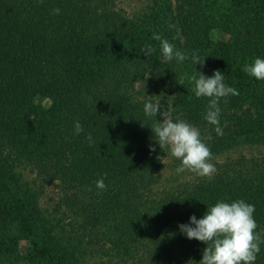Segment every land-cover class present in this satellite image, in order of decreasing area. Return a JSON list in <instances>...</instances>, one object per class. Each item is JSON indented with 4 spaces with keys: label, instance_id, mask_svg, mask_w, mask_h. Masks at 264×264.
Returning <instances> with one entry per match:
<instances>
[{
    "label": "trees",
    "instance_id": "16d2710c",
    "mask_svg": "<svg viewBox=\"0 0 264 264\" xmlns=\"http://www.w3.org/2000/svg\"><path fill=\"white\" fill-rule=\"evenodd\" d=\"M139 2L0 0V264H40L20 248L27 218L43 234L31 248L55 264H199L207 245L179 225L218 201L254 205L264 231V80L243 71L264 59V0ZM154 33L189 55L186 68L163 61ZM217 69L239 93L219 102L222 135L204 119L208 98L177 82ZM147 101L200 130L211 179L176 172Z\"/></svg>",
    "mask_w": 264,
    "mask_h": 264
},
{
    "label": "clouds",
    "instance_id": "9594fccd",
    "mask_svg": "<svg viewBox=\"0 0 264 264\" xmlns=\"http://www.w3.org/2000/svg\"><path fill=\"white\" fill-rule=\"evenodd\" d=\"M37 2L42 3L43 0H37ZM53 11L59 14L60 9ZM170 27L174 26L170 25ZM153 38L160 41L161 54L165 63L173 60L182 63L189 59L187 53L178 50L175 45L159 34L154 33ZM154 51L151 45L141 49L145 56H150ZM204 59L205 57L201 59L196 52L191 54L194 65H203ZM243 71L257 80H264V59L255 58L252 63L244 66ZM198 73V76L196 74L189 76L185 73L177 82L184 85L187 80L193 85V92L197 98H208L204 119L215 126L218 135H222L219 102L221 98L239 93L235 88L224 83V74L219 69L215 70L211 76H206L200 71ZM161 108L159 102L147 101L144 103L143 110L147 117L156 118L158 112L163 117L162 120L156 119L157 122L151 126V129L160 148L163 151L167 150L171 157L180 161L176 172L188 171L211 179L217 170L210 162L212 152L201 138L200 130L184 119L174 120L168 108L164 111H161ZM74 131L77 135L83 131L79 121L74 122ZM88 139L91 141L90 134ZM150 150L155 151V146L150 145ZM161 161L165 164V161ZM96 187L103 191L107 186L103 179H99L96 181ZM254 212L255 206L246 203L243 199L230 203L218 201L212 206H207L202 218L190 216L189 223L180 224L179 230L188 239H196L207 245L203 249L199 264H254L260 252V244L264 243L262 239L264 231L261 233L256 231L258 225L254 219Z\"/></svg>",
    "mask_w": 264,
    "mask_h": 264
},
{
    "label": "rangeland",
    "instance_id": "374dc122",
    "mask_svg": "<svg viewBox=\"0 0 264 264\" xmlns=\"http://www.w3.org/2000/svg\"><path fill=\"white\" fill-rule=\"evenodd\" d=\"M139 0H121V3L120 5H122L126 10H133L134 8H136L138 5H139ZM222 35H224L223 33H214L213 32V38L214 39H218L220 37H222ZM174 45V44H173ZM176 47V46H175ZM178 49V47H176ZM179 50V49H178ZM188 65V62L185 60L184 62L180 63V66L181 67H187ZM28 220V226L29 228L32 230L31 232L29 231L26 232V231H21V234H23V236H25V238H21V240L19 241V244H21V249L24 250V252H29L32 256L35 257L36 261L39 262L40 264H55L54 263V260H53V256H54V252H51V255H46L44 253H39V252H36L35 250H33L31 248V245H30V238H34L36 239L35 237V233H38V236H37V241L39 243V246H42L43 245V238H42V230H40V227L38 225H32L31 221L27 218ZM34 226V228H33ZM20 230H22V227H20ZM64 264H67L66 261H64Z\"/></svg>",
    "mask_w": 264,
    "mask_h": 264
}]
</instances>
